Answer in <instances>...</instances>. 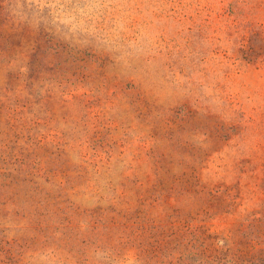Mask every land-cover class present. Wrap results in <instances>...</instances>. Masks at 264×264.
<instances>
[{
  "label": "rangeland",
  "instance_id": "obj_1",
  "mask_svg": "<svg viewBox=\"0 0 264 264\" xmlns=\"http://www.w3.org/2000/svg\"><path fill=\"white\" fill-rule=\"evenodd\" d=\"M0 264H264V0H0Z\"/></svg>",
  "mask_w": 264,
  "mask_h": 264
}]
</instances>
